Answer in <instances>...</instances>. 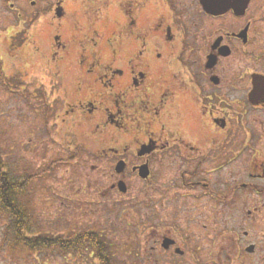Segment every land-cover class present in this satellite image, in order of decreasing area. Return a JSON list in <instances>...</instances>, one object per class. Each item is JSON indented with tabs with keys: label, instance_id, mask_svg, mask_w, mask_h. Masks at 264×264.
<instances>
[{
	"label": "flooded vegetation",
	"instance_id": "1",
	"mask_svg": "<svg viewBox=\"0 0 264 264\" xmlns=\"http://www.w3.org/2000/svg\"><path fill=\"white\" fill-rule=\"evenodd\" d=\"M203 1L0 0V39L19 68L45 67L46 123L113 159L111 191L139 180L149 211L174 195L210 210L198 264H264V0ZM17 221L0 211V259L39 264L38 223L24 244ZM174 237L156 243L182 256Z\"/></svg>",
	"mask_w": 264,
	"mask_h": 264
},
{
	"label": "rangeland",
	"instance_id": "2",
	"mask_svg": "<svg viewBox=\"0 0 264 264\" xmlns=\"http://www.w3.org/2000/svg\"><path fill=\"white\" fill-rule=\"evenodd\" d=\"M1 42L0 39V159L15 180L30 179L23 201L31 208V215L28 212L27 216L38 223V235L59 241L60 245L84 232L93 233L98 244L107 248L112 264H198L194 235H201L199 240L205 241L204 227L210 226L204 218L210 210L174 195L162 210L149 211L139 180H135L129 193L111 191L115 178L113 159L97 158V147L92 145L83 144L75 150L69 136L64 135L67 129L46 123L47 103L40 94L49 91L50 81L41 74L38 77L35 71L45 67L30 63L19 68L16 59L5 55ZM14 67L23 72L19 79ZM18 89L23 92L18 93ZM55 162L59 164L53 166ZM172 170L164 173L165 183L176 179L177 172ZM43 172L47 173L45 177H41ZM156 189L152 196H161ZM161 217L162 222L157 220ZM166 235L177 237L184 255H177L174 250L163 252L160 242H156ZM223 243L215 240L216 247ZM60 248L54 245L44 249L36 262L99 264L91 250L76 254ZM209 256L204 254L202 259L208 261ZM0 264H4L1 259Z\"/></svg>",
	"mask_w": 264,
	"mask_h": 264
},
{
	"label": "trees",
	"instance_id": "3",
	"mask_svg": "<svg viewBox=\"0 0 264 264\" xmlns=\"http://www.w3.org/2000/svg\"><path fill=\"white\" fill-rule=\"evenodd\" d=\"M57 164H59V162H55L53 166ZM49 171L50 169H48L47 173ZM46 175H44V172L41 173V177H45ZM29 183L30 179H26L22 182L15 180V178H13L12 175L6 171V166L0 159V204L3 208H0V211L3 210L7 217L18 220L11 226V228L14 234L17 236V240L24 244H26L24 241L26 232L28 229L31 230V224L25 222L29 206L23 201ZM53 241L54 240L41 236L37 240L35 239V241L32 242V245L37 244V247L40 250L57 245L61 246L60 249L65 253L73 251V253L76 254L82 253L85 250H91V254H94V258L99 262V264H112L105 245H99L97 237L91 233L83 236H77L71 241L62 242L60 245L59 241Z\"/></svg>",
	"mask_w": 264,
	"mask_h": 264
},
{
	"label": "water",
	"instance_id": "4",
	"mask_svg": "<svg viewBox=\"0 0 264 264\" xmlns=\"http://www.w3.org/2000/svg\"><path fill=\"white\" fill-rule=\"evenodd\" d=\"M204 3V6L206 9H210L211 6H213L214 2L213 0H206V1H203ZM122 164H118V166L116 167V172L120 173V171L122 170ZM141 177L145 178L146 177V172H145V168H141ZM125 185L123 182H120L119 184V188H120V191L122 193H125V189H124ZM166 244H168V241L165 242ZM167 247V245H165Z\"/></svg>",
	"mask_w": 264,
	"mask_h": 264
}]
</instances>
